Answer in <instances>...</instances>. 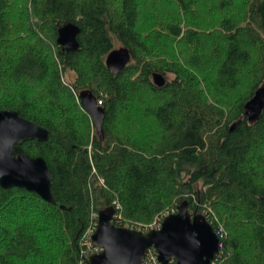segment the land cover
<instances>
[{
    "label": "trees",
    "instance_id": "16d2710c",
    "mask_svg": "<svg viewBox=\"0 0 264 264\" xmlns=\"http://www.w3.org/2000/svg\"><path fill=\"white\" fill-rule=\"evenodd\" d=\"M67 23L76 51L57 42ZM262 86L264 0H0V109L50 131L23 147L56 198L0 186V264H87L94 211L148 232L182 205L225 226L217 264H264V112H244Z\"/></svg>",
    "mask_w": 264,
    "mask_h": 264
},
{
    "label": "water",
    "instance_id": "95a60500",
    "mask_svg": "<svg viewBox=\"0 0 264 264\" xmlns=\"http://www.w3.org/2000/svg\"><path fill=\"white\" fill-rule=\"evenodd\" d=\"M79 28L67 23L59 30L57 42L64 51L80 47ZM130 60V53L119 48L110 53L107 65L116 74ZM158 86L166 83L164 75L154 74ZM81 104L96 124L104 115L90 91L81 94ZM245 115L258 119L264 112V86L245 104ZM50 131L21 116L12 109H0V186L19 187L35 192L49 203L56 204L52 174L46 159L31 157L23 144L30 140L47 141ZM63 208H65L63 206ZM114 209L100 213L99 225L93 236L102 251L92 254L87 264H144L148 250L154 248L162 264H212L221 251V239L212 224L204 217H192L185 205L164 218L158 229L148 232L112 223Z\"/></svg>",
    "mask_w": 264,
    "mask_h": 264
},
{
    "label": "built area",
    "instance_id": "2783aa9c",
    "mask_svg": "<svg viewBox=\"0 0 264 264\" xmlns=\"http://www.w3.org/2000/svg\"><path fill=\"white\" fill-rule=\"evenodd\" d=\"M98 104H102V101H99ZM102 182H104V181L102 180ZM115 204H116L117 210H120L121 209V205H119L118 202H115ZM172 213H175V212H172ZM169 214H171V213H169ZM203 216L204 217L207 216V212L206 211L203 212ZM113 217L116 218V221L118 223H120L119 222L120 221L119 218H121L120 211L118 212V214H116V210L114 209ZM99 218H100V213L94 211L92 213V215H91L90 225L87 227V229H86V231L84 232V235H83V249H84L83 251H84L85 257H88V260H89V257L92 254L98 253V252L103 250V248H101L99 246H96L94 244V242H93V236H94V234L96 233V231L98 229ZM215 220H217V219H215ZM212 221H214V220H212ZM124 225L127 228H131V229L134 228V226L132 224H130V223H125ZM161 225H162V221H159V220L157 221L156 220L151 225H149L147 227L145 226V229L146 228L147 229H158V228L161 227ZM142 227L143 226H139V227H136V229L137 230H141ZM215 232L217 233V235L219 236L220 239L223 238V237H226L227 234H228V232H227L225 226L223 225V223L219 222L218 220L216 221V230H215ZM215 260L212 262V264H217ZM144 264H162L159 261L158 254H157V252H156V250L154 248H151V249L148 250V253H147V256H146Z\"/></svg>",
    "mask_w": 264,
    "mask_h": 264
},
{
    "label": "rangeland",
    "instance_id": "374dc122",
    "mask_svg": "<svg viewBox=\"0 0 264 264\" xmlns=\"http://www.w3.org/2000/svg\"><path fill=\"white\" fill-rule=\"evenodd\" d=\"M169 77H171V76H169ZM68 78H69V80H74L75 79V75L74 74H70L69 76H68Z\"/></svg>",
    "mask_w": 264,
    "mask_h": 264
}]
</instances>
